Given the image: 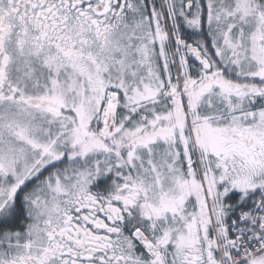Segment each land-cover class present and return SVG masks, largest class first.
I'll return each instance as SVG.
<instances>
[{"label": "snow or ice", "instance_id": "6c2138e0", "mask_svg": "<svg viewBox=\"0 0 264 264\" xmlns=\"http://www.w3.org/2000/svg\"><path fill=\"white\" fill-rule=\"evenodd\" d=\"M0 264H264V0H0Z\"/></svg>", "mask_w": 264, "mask_h": 264}]
</instances>
